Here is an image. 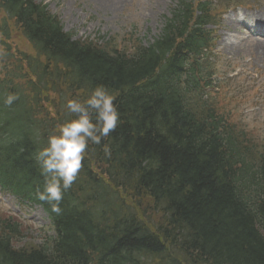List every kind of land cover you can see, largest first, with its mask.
Wrapping results in <instances>:
<instances>
[{"label":"trees","instance_id":"16d2710c","mask_svg":"<svg viewBox=\"0 0 264 264\" xmlns=\"http://www.w3.org/2000/svg\"><path fill=\"white\" fill-rule=\"evenodd\" d=\"M211 16L209 0L181 2L128 53L74 40L34 0H0V188L41 206L54 232L19 247L20 224L0 217V264H264V149L205 98ZM14 32L34 55L9 46ZM99 85L120 112L103 142L111 156L89 146L57 215L35 198L33 156L73 118L67 101ZM143 204L154 227L137 216Z\"/></svg>","mask_w":264,"mask_h":264},{"label":"rangeland","instance_id":"374dc122","mask_svg":"<svg viewBox=\"0 0 264 264\" xmlns=\"http://www.w3.org/2000/svg\"><path fill=\"white\" fill-rule=\"evenodd\" d=\"M34 1L59 17L74 40L106 47L110 44L109 48L131 53L139 43L151 44L161 34L165 19L171 17L173 10L181 2L192 0H123L125 4L117 12L113 11V3L119 0ZM212 4L219 17L215 26L207 29L214 30L217 36L215 48L208 56L215 75L214 89L208 92V99L221 114L224 112L233 126L246 133L256 148L264 149V47L256 40H249V28L242 24L232 29L226 26L235 15L241 16L243 22H250V14L260 12L264 0H215ZM262 30L258 33L264 38ZM225 43H234L237 49L230 51L224 47ZM8 44L18 53L35 54L30 44L15 32ZM145 205L148 204L139 209L135 206L137 216L149 220L154 227L158 220L156 209ZM0 217L20 224L19 247L43 246L54 235L50 219L41 207L22 203L1 190Z\"/></svg>","mask_w":264,"mask_h":264},{"label":"clouds","instance_id":"9594fccd","mask_svg":"<svg viewBox=\"0 0 264 264\" xmlns=\"http://www.w3.org/2000/svg\"><path fill=\"white\" fill-rule=\"evenodd\" d=\"M19 97L8 95L4 104L11 107ZM115 97L103 85L95 87L83 101L69 99L65 108L73 118L59 124L39 148L33 159L43 177V187L37 188L35 198L50 206L59 215L64 194L71 189L83 166L90 145L101 146L105 156H111L106 141L120 121Z\"/></svg>","mask_w":264,"mask_h":264},{"label":"bare ground","instance_id":"6f19581e","mask_svg":"<svg viewBox=\"0 0 264 264\" xmlns=\"http://www.w3.org/2000/svg\"><path fill=\"white\" fill-rule=\"evenodd\" d=\"M108 3L112 4V1H109ZM124 4H125V2L123 0L114 1V3H113V11L117 12L118 9L120 7H123ZM249 21L252 22L253 24H256L255 25L256 27L260 26V28H262V27L264 28V8H262L260 12H258V11L252 12L250 14V20ZM240 24H243V20L241 19V16L235 15V16L232 17L231 20H228V24L226 26L232 29V28H235L237 25H240ZM248 28L251 29L252 26L248 27ZM253 36L257 37V34L254 33ZM251 39L254 40L253 37H251ZM256 41H258V43L260 44L259 45L260 47H264V45H263L264 44V40L256 39ZM254 42H255V40H254ZM224 47L226 49H229L230 51H235L237 49V46L234 43H225ZM256 57L259 58V56H256Z\"/></svg>","mask_w":264,"mask_h":264}]
</instances>
